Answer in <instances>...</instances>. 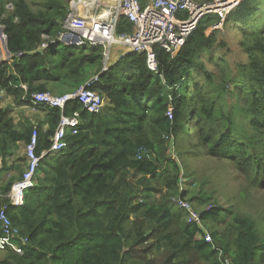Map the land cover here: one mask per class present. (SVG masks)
Segmentation results:
<instances>
[{"label": "trees", "instance_id": "trees-1", "mask_svg": "<svg viewBox=\"0 0 264 264\" xmlns=\"http://www.w3.org/2000/svg\"><path fill=\"white\" fill-rule=\"evenodd\" d=\"M69 1L41 0L34 10L28 0H9L8 11L0 0V26L12 55L0 61V90L19 106L52 85L75 90L103 67L102 46H66L58 39ZM257 3L244 0L226 20L249 19L259 12L253 11ZM216 21L214 15L201 19L173 55L156 46L157 72L144 53L119 57L92 87L107 100L99 113L78 101L63 110L43 105L45 120L25 126L0 108L2 164L11 143L26 144L37 129L40 154L62 112L80 116L67 148L40 160L23 206L6 197L23 170L0 182V209L7 204L12 223L29 239L22 254L4 253L0 264H264V237L251 217L233 213L223 230L212 231L206 223H218L223 208L203 210L200 227L171 201L183 178L180 145L195 156L203 149L227 159L251 186L264 189V23L257 26L255 19L240 32L242 58L231 64L224 44L206 32ZM131 28L122 18L117 32ZM43 35L54 42L38 50ZM139 148L150 156L138 159ZM161 248L160 263L148 258Z\"/></svg>", "mask_w": 264, "mask_h": 264}, {"label": "built area", "instance_id": "built-area-1", "mask_svg": "<svg viewBox=\"0 0 264 264\" xmlns=\"http://www.w3.org/2000/svg\"><path fill=\"white\" fill-rule=\"evenodd\" d=\"M244 0H70L61 22L58 39L66 46L91 47L102 46L106 62L101 71L91 75L77 89L62 94L49 91L33 92L29 107L36 110L39 106L59 107L61 110L72 101H78L82 108L90 113H99L104 106V98L92 87L99 80V75L112 65L107 63L111 48H126L120 57L128 52L144 53L146 64L153 71H158L155 47L173 55L183 45L187 37L196 30L201 19L208 15L217 16L207 33L223 24L227 15ZM122 18L131 23L129 32L118 33L117 28ZM6 35L0 26V61H11V54L6 47ZM54 40L43 35L38 50L53 43ZM25 88V85H21ZM3 90H0L2 93ZM171 117L170 112L167 113ZM80 124L78 111L70 115L63 112L57 126L49 138L50 145L36 153L37 131L33 130L30 140L25 144V166L20 178L13 181L6 197L12 206H23L26 193L35 185L39 162L44 155L65 150L68 146L67 135L76 134ZM137 158L149 157L144 148H139ZM184 178L180 179L179 192L171 201L184 210L188 223L202 227L201 212L198 211L185 195H182ZM7 204L0 209V253L22 254L29 239L15 226L6 212ZM203 238L210 242L211 235L205 230ZM229 264L226 261V264Z\"/></svg>", "mask_w": 264, "mask_h": 264}, {"label": "rangeland", "instance_id": "rangeland-1", "mask_svg": "<svg viewBox=\"0 0 264 264\" xmlns=\"http://www.w3.org/2000/svg\"><path fill=\"white\" fill-rule=\"evenodd\" d=\"M256 1H258V3L253 10L259 11L256 15L241 21H227L225 19L219 28L207 33L208 35L213 34L218 43L224 44L223 50L228 52V58L231 64H233L235 60L242 58V55L239 53V47L237 46L238 42L243 39V35L240 32L248 29L249 25L253 24L255 19L258 20L257 26H259V23H264V9L261 8L264 4V0ZM28 2L31 7L36 10L38 7L37 4H39L41 0H28ZM4 5L7 6L6 8L8 11L12 9V4L9 0H4ZM124 51H126V48L113 46L107 63H114ZM243 57L246 58L245 55H243ZM104 62H106V59L103 58V63ZM208 65L212 68V64ZM213 70L218 76V69L213 68ZM68 89V84H63L61 86L52 85L49 87V92L52 94H62L68 92ZM106 101L105 99L104 103H106ZM4 103L6 104L7 102L4 100ZM12 103L16 105V108L13 106L11 107L9 103L0 105V108L9 109L10 117L14 124L22 122L27 126L29 123L28 121H33V125H36L35 123L42 119L37 113H25L24 110L29 109H21V106L15 101ZM3 105L5 107H2ZM34 129L36 128L34 127ZM24 147L25 142L21 140L12 144V147L9 148L8 154L9 156L12 155V162L8 166L10 170L9 173L4 175L2 184H6L13 177H17L21 170H23L25 166ZM179 148L182 153L178 158L180 161L183 160V163L181 162V172L185 181L181 187L183 191L185 190L186 192L184 195L200 212L214 207L224 209L218 213L220 218L218 223L208 222L206 226L212 231L217 228L219 229V226H221L220 229L223 230L222 228L231 220L232 214L238 213L242 216L251 217L256 227L260 230L261 235L264 237V189L251 186L245 176L238 172L233 164L225 158L207 155L203 149H200V152L195 156L194 152L191 153L192 148H189L187 145L185 147L180 145ZM171 151L173 157L177 156L173 150ZM6 168V158L3 164L0 159V169H2L0 170V175L5 172ZM138 199L141 201L142 197H138ZM165 254L166 251L161 248L154 249L151 253H148L147 256L148 258L157 257L156 262L160 263ZM5 256L4 253H0V258ZM192 264L201 263L194 260Z\"/></svg>", "mask_w": 264, "mask_h": 264}, {"label": "crops", "instance_id": "crops-1", "mask_svg": "<svg viewBox=\"0 0 264 264\" xmlns=\"http://www.w3.org/2000/svg\"><path fill=\"white\" fill-rule=\"evenodd\" d=\"M3 98H5V99H3ZM4 100H5V102H7L6 104H10L11 105V107L13 106L14 108H16V105H14L12 102H14L13 100H12V98L11 97H9L6 93H5V91H2V93L0 92V105H2V104H4V105H6L5 103H4ZM2 106V107H5V106ZM1 107V106H0ZM26 108H28L29 110H27ZM5 109V108H4ZM21 109H26V110H24L25 111V113H27V114H30V112L31 113H37L39 116H40V118H42V119H40L39 121H42V120H45L44 118V116H45V114H44V112L40 109V108H36V110H33L31 107H29L28 105H21ZM28 122H30V121H28ZM33 122V121H32ZM44 126V130H45V128L47 129V124H44L43 125ZM10 147H12V143L9 145V148ZM10 158V159H9ZM11 162H12V155H10V156H8V157H6V166H7V169L5 170V172L3 173V174H1L0 175V182L4 179V175L6 174V173H9V168H8V166L11 164ZM0 170H2V169H0Z\"/></svg>", "mask_w": 264, "mask_h": 264}]
</instances>
